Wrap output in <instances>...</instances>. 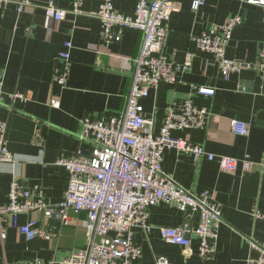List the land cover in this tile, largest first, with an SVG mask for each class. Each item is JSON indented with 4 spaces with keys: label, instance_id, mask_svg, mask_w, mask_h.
Listing matches in <instances>:
<instances>
[{
    "label": "crops",
    "instance_id": "1",
    "mask_svg": "<svg viewBox=\"0 0 264 264\" xmlns=\"http://www.w3.org/2000/svg\"><path fill=\"white\" fill-rule=\"evenodd\" d=\"M11 0L0 8V74L4 76L6 98L0 102V120L8 123V148L12 162H0V207L9 203L8 194L15 180L27 188L38 186L47 203L60 204L69 186L67 169L59 158L78 150L91 154L92 146L80 138L81 120L111 119L125 113L133 82L134 64L129 71L124 58L135 60L143 44V34L127 29L122 41L106 45L100 38V21L89 13L97 12L104 0H83L84 14L71 13L63 21L46 15L40 7H25L19 14ZM39 2L43 0H38ZM59 9L71 11L73 0H54ZM176 11L169 22L165 53L183 63L187 54L193 64L189 72L179 75L176 84H162L142 101L145 115L160 131L169 104L192 98L198 108L211 113L207 127L175 130V138L200 145L216 156L244 158L264 162V68L258 58L264 44V5L248 0H205L194 10L193 0H175ZM115 9L134 17L137 0H112ZM241 15L228 48V57L243 65L242 72L226 81L213 54L200 50L196 39L212 26L224 24L229 16ZM73 43L71 75L65 89L55 84V70L66 41ZM246 88L239 91L238 86ZM216 90L213 96L197 93V87ZM19 93L25 99H14ZM60 100V108L51 102ZM231 120L246 122L247 136L235 135ZM163 169L181 186L201 193L213 192L221 207L223 222L219 228L217 256L205 263L199 256V241L190 236L187 245H176L161 238L158 227L196 229L198 214L186 215L172 205L161 204L150 210V233L135 230L142 255L130 264H155L165 257L170 264H256L264 246V224L254 212L264 210V173H228L217 162L192 155H179L166 149ZM87 215L73 216L68 226H51L40 213L20 216L22 225L37 220L38 227L52 239L29 241L11 225L10 218H0V264L30 262L39 258L59 264L75 250L87 245ZM188 237V236H187Z\"/></svg>",
    "mask_w": 264,
    "mask_h": 264
},
{
    "label": "built area",
    "instance_id": "2",
    "mask_svg": "<svg viewBox=\"0 0 264 264\" xmlns=\"http://www.w3.org/2000/svg\"><path fill=\"white\" fill-rule=\"evenodd\" d=\"M11 0H0V8ZM205 0H193V9L198 10ZM250 4L264 5V0H248ZM83 0H73L71 11L59 9L54 0H20L17 12L25 7H40L46 15L56 21H63L71 13L84 14ZM175 0H137L135 16L119 13L112 0H104L97 12L89 13L101 24L100 38L106 45L119 43L127 29L138 30L143 34V44L139 56L132 60L124 58V67L131 70L133 82L123 115L111 119L81 120L83 142L92 146L91 154L78 150L71 156L59 158L58 164L69 173V186L60 204L52 205L45 201L43 191L38 187L27 188L17 180L13 181L8 194L9 203L0 207V218L7 216L11 225L26 236L29 241L38 237L51 240L52 237L38 227L37 220L22 225L23 214L40 213L43 220L59 222L68 226L74 215L85 213L87 245L75 250L59 264H130L142 255L137 243L135 230L143 229L150 233V210L161 204H169L186 215L198 214L200 223L196 229L158 227L161 238L176 245L188 244V233L199 241V256L205 263L213 262L217 256L219 228L223 222L220 205L213 192L208 190L196 193L189 190L163 169L166 149H174L179 155H192L217 162L224 172L250 173L259 169L264 173V162H255L249 156L231 158L208 153L203 146L190 144L175 138V130L205 129L211 113L205 108L195 106L192 98L171 103L166 108V117L158 133L154 123L145 115L142 104L152 90L162 84H176L180 74L192 68V55L187 54L183 63H177L165 53L169 33V22L176 11ZM241 15L229 16L224 24L212 26L196 39L200 50L214 55L224 80L242 72L243 65L228 57L234 31L242 26ZM73 43L68 40L59 56L55 70V84L67 87L71 75V51ZM258 58L264 68V44L259 48ZM4 76L0 74V102L6 98ZM239 91L246 92L240 85ZM197 93L213 96L216 90L210 87H197ZM14 99L24 100L22 94L12 95ZM60 108V100L51 102ZM235 135L247 136L250 127L240 120L230 121ZM8 123L0 120V162H12L13 156L8 148ZM254 216L264 224V210L256 209ZM6 232L0 231L4 242ZM259 258L256 264H264V246H256ZM16 264H56L55 261L35 259ZM155 264H170L167 258H157Z\"/></svg>",
    "mask_w": 264,
    "mask_h": 264
},
{
    "label": "water",
    "instance_id": "3",
    "mask_svg": "<svg viewBox=\"0 0 264 264\" xmlns=\"http://www.w3.org/2000/svg\"><path fill=\"white\" fill-rule=\"evenodd\" d=\"M50 224H51V226L53 225V224H55L57 227H60L61 226V224L59 223V222H55V221H51L50 222ZM192 228H190L189 230H191ZM191 236V234L190 233H188V238Z\"/></svg>",
    "mask_w": 264,
    "mask_h": 264
}]
</instances>
